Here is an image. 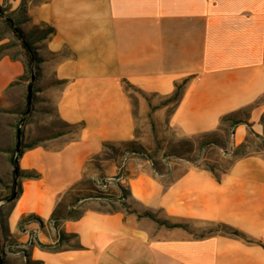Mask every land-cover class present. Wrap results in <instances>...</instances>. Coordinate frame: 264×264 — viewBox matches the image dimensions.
Masks as SVG:
<instances>
[{
  "label": "crops",
  "instance_id": "0c3cea01",
  "mask_svg": "<svg viewBox=\"0 0 264 264\" xmlns=\"http://www.w3.org/2000/svg\"><path fill=\"white\" fill-rule=\"evenodd\" d=\"M51 1L28 4L26 13L33 23L54 28L45 36L48 49L70 51L40 61L42 80L49 68L53 84L62 88L54 101L32 78L19 80L26 70L21 58L0 54V174L13 169L15 125L30 112L32 88L39 86L33 94L49 99L52 110L47 121L38 116L19 129L18 168L36 176L18 177L17 196L0 198V236L17 232L26 240V229L47 223L71 187L98 168L117 178L141 212L84 205L75 216L60 215L59 229L75 245L33 246L29 261L264 264V146L216 172L181 159L161 167L124 147L138 141L124 81L147 95L170 97L186 79L170 112L165 105L152 111L154 122H165L179 138L215 133L222 116L248 106L245 122L230 128L228 144L236 148L251 135L264 138V0H55V19L37 15ZM138 108L139 114L148 110L143 102ZM52 116L58 127H49ZM61 121L81 124L68 133ZM105 144L118 148V156L101 159L88 172ZM144 211L180 226L158 224ZM28 215L39 221L28 219L19 232ZM210 223L243 237L194 234ZM50 239L39 230L40 242Z\"/></svg>",
  "mask_w": 264,
  "mask_h": 264
},
{
  "label": "rangeland",
  "instance_id": "374dc122",
  "mask_svg": "<svg viewBox=\"0 0 264 264\" xmlns=\"http://www.w3.org/2000/svg\"><path fill=\"white\" fill-rule=\"evenodd\" d=\"M39 1L40 0H0V6L14 19L15 23L25 34L39 60L29 65L28 58L19 40L1 17L0 45L3 46L1 52H7L12 57L21 58L26 66L25 74L21 76L19 80L29 82L32 78L31 84L42 85L41 88L46 89L51 98H53L51 100V102H53L55 94H58L62 88L56 85V83L53 84V81L56 79L49 68L45 79L46 82L42 80L40 61H48L51 58H55L57 55H68L70 51L65 49L55 51L47 48L46 37H43V35L49 31V27L51 26L43 22L33 23L31 21L32 19H30L26 13L28 4H38ZM38 14H46L52 19H55V0L49 2L44 8L39 9L37 15ZM45 35L47 36L48 33ZM63 82L64 81H57V83ZM38 87L39 86H35L34 89L32 88V97L28 105L30 112L16 122L15 126L20 130H23L24 126L28 125V122L34 120L35 117L40 116L42 121H47V117L51 115L50 113L52 110L47 109L49 99L46 101L44 97L39 98L33 94L34 90L39 89ZM124 88L128 94L130 106L136 119V134L138 135V141L125 144L124 147L129 150L135 149L137 153H140L144 157H149L160 166H166L165 164L167 161L171 163L181 159L216 172L226 169L234 158L250 151L260 150L264 146V138L254 135H251L246 141V144L241 147L233 148L228 144L230 128L234 126L232 123L236 119L245 121L250 106L220 121V128L215 133L179 138L165 122L156 124L158 121L155 123L152 118V111L156 106L165 105L167 106L166 111L170 112L175 104L174 101L169 100L168 97L147 95L131 85L124 84ZM261 101H264V97L260 99V102ZM140 102H143L148 110L144 112L140 111L139 114L138 106ZM23 106V109L27 107L26 97ZM23 114L22 112V116ZM48 124L50 125L49 127L52 128L55 127V125L58 127L59 121L52 116ZM60 124L64 132L72 133L78 130L81 123L71 124L61 121ZM118 154V148L110 144H105L103 151L90 160L87 171L89 172L90 169H96L101 159L106 157H117ZM92 173L94 174L88 173V175L74 184L70 191L64 195L54 214V218L49 219L45 224L41 225V223H39L35 231L33 229H26V240L22 241L17 232L16 234L4 233L0 236V255L2 256L4 264H34L35 262L28 260L29 251L33 246L44 248L41 247L40 244L49 245L48 248L44 249L52 250L60 249L65 246H74V238L64 234V232L59 229V221L57 219L60 215L75 216L82 210V206L84 205L104 210L125 209L129 211L138 210L141 212L140 206L128 197V193L126 194L119 189V182L116 177H108L98 168L94 170V172L92 171ZM11 181L12 170L0 174L1 199H6L8 196L7 194L9 193ZM123 188L124 191H127L125 187ZM16 189H18V187H16ZM28 219L37 222L34 218H22L20 225H18L19 232L22 231L24 222L26 224L29 222ZM27 220L28 222H26ZM39 230L48 237H51L50 241L46 243L40 242L38 240ZM215 231H219L217 224L210 223L205 225L204 229L195 231L194 234L201 236Z\"/></svg>",
  "mask_w": 264,
  "mask_h": 264
},
{
  "label": "trees",
  "instance_id": "16d2710c",
  "mask_svg": "<svg viewBox=\"0 0 264 264\" xmlns=\"http://www.w3.org/2000/svg\"><path fill=\"white\" fill-rule=\"evenodd\" d=\"M0 17L4 20V22L7 24V26L11 29V31L13 32L15 37L19 40L20 45L23 48V50H24V52H25V54H26V56L28 58L29 65L32 62H35L36 60H39V59H37V57L35 55V52H34V50L32 48V45H31L30 41L27 39L25 34L21 31V29L15 23L14 19L9 14H7L6 11L4 10V8L1 7V6H0ZM53 31H54V28L53 27H49V31L47 33L49 34V33H52ZM47 33H44L43 37L46 36L45 34H47ZM2 49H3V46L0 45V54H1ZM185 81H186V79H184L181 83L175 85L174 92L172 93V95L170 97H168L169 100H172L174 102L178 101V99L180 97L181 87L185 83ZM124 84L129 85L126 81H124ZM27 100H29L28 97H27ZM233 114L234 113L222 116L221 121L226 119V118H228V117H231ZM241 122H245V121L240 120V119H236V120H234V122L232 124L236 125V124L241 123ZM16 136H17V139H18V144L16 145V147L14 149V153H16V155H12V157H11V165L13 166V169H12V181H11V184H10V187H9V194L6 197V199H8V200H11V199L15 198L17 196L19 190H20V185L16 181L18 177H20V176H26V177L36 176V174L33 173L32 171L20 170L18 168L17 161H16V156H18L20 154V152H21V147H19V145H20L19 144V139L21 137V131L19 129L16 130ZM241 146H243V145H241ZM153 163L155 164L154 161H153ZM16 187H18V189H16ZM118 187H119V189L121 191L125 192L126 194L128 193L127 191H124V188L120 184L118 185ZM142 214L150 217L151 219H153L154 221H156L159 224H165V225H167L169 227H171V226H180L179 223H170V222H167V221H164V220H160V219L156 218L149 211H144ZM26 218H34L37 221H39V218L36 217L35 215H28V216H26ZM52 218H54V214L50 217V219H52ZM217 228L221 232H225V233H228V234H232V235L243 237L242 233H240L238 230H236L234 228H231V227H229V226H227L225 224L219 223V224H217ZM40 246L44 247V248H48L49 247V245H45V244H40ZM35 263L37 264L38 262H35ZM0 264H4L1 255H0Z\"/></svg>",
  "mask_w": 264,
  "mask_h": 264
}]
</instances>
